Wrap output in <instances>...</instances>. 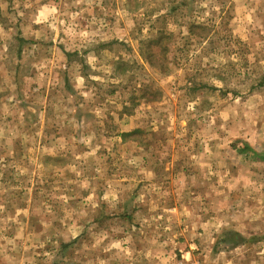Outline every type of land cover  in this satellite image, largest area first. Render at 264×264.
Instances as JSON below:
<instances>
[{"label": "rangeland", "instance_id": "1", "mask_svg": "<svg viewBox=\"0 0 264 264\" xmlns=\"http://www.w3.org/2000/svg\"><path fill=\"white\" fill-rule=\"evenodd\" d=\"M0 264H264V0H0Z\"/></svg>", "mask_w": 264, "mask_h": 264}, {"label": "trees", "instance_id": "2", "mask_svg": "<svg viewBox=\"0 0 264 264\" xmlns=\"http://www.w3.org/2000/svg\"><path fill=\"white\" fill-rule=\"evenodd\" d=\"M127 136L126 134H122V137ZM258 160L263 161L261 158H259V155H254ZM70 245H63V249H67Z\"/></svg>", "mask_w": 264, "mask_h": 264}]
</instances>
